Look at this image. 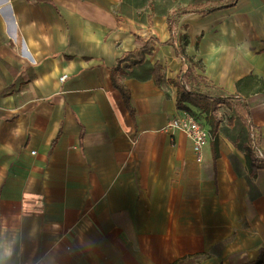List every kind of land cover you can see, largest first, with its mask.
Returning a JSON list of instances; mask_svg holds the SVG:
<instances>
[{
  "label": "crops",
  "instance_id": "0c3cea01",
  "mask_svg": "<svg viewBox=\"0 0 264 264\" xmlns=\"http://www.w3.org/2000/svg\"><path fill=\"white\" fill-rule=\"evenodd\" d=\"M151 2L129 3L141 21L118 16L121 0H0V264H236L264 247V168L250 174L230 117L219 108L212 134L189 104L211 134L202 161L185 132L163 130L185 110L173 80L187 57L212 93L256 94L238 81L264 80V0L185 13L173 33ZM181 33L186 55L176 42L148 56L164 87L122 73L115 85L135 34ZM250 131L264 154V97Z\"/></svg>",
  "mask_w": 264,
  "mask_h": 264
},
{
  "label": "trees",
  "instance_id": "16d2710c",
  "mask_svg": "<svg viewBox=\"0 0 264 264\" xmlns=\"http://www.w3.org/2000/svg\"><path fill=\"white\" fill-rule=\"evenodd\" d=\"M30 2H42L52 0H28ZM143 5H146L147 0H141ZM174 1V0H173ZM172 0H152L151 9L155 14H166L168 17L169 26L173 33L177 25L180 23V18L183 14L191 12L199 15H208L216 10H220L236 3L237 0H185L186 5L168 11V4L173 3ZM131 0H121L119 14L128 15L141 21H145V15L139 16L133 13L129 3ZM164 2V3H163ZM163 6H166L163 8ZM137 47L133 51L124 53L118 58L117 64L112 67V76L115 85L120 86L117 81L119 73L128 77L138 79L151 78L155 83L164 87L167 83L166 71L160 62L151 63L148 56L153 54L158 45L178 44V55H186V46L188 44V34L181 33L175 38L172 37L162 42L155 36H142L135 34ZM197 64L192 58L187 57V69L185 73L179 75L176 80H173L178 89L177 106L180 109H185L190 112L189 104H192L202 111L208 113L209 121L211 122V132L214 134L219 126L217 114L219 107L224 105L229 111V120L235 124V136L232 137L233 142L241 148L247 156L249 171L252 176H256L260 169L264 168V159L255 154V147L250 131L251 109L259 104L264 97V80L256 75H249L238 81V89L242 90L244 85L256 93L250 97H242L236 95H226L224 92L219 94L212 93L209 89L211 84L207 78L196 71ZM12 85L7 86L8 88ZM121 87V86H120ZM6 92V90L4 91ZM124 95L129 101V95L124 91ZM214 155H219L218 142H213ZM251 179V177L249 176ZM249 179L251 185L252 181ZM184 264H195L193 260L184 261ZM236 264H264V247L259 249L258 257L254 260H249L246 257L240 258Z\"/></svg>",
  "mask_w": 264,
  "mask_h": 264
},
{
  "label": "built area",
  "instance_id": "2783aa9c",
  "mask_svg": "<svg viewBox=\"0 0 264 264\" xmlns=\"http://www.w3.org/2000/svg\"><path fill=\"white\" fill-rule=\"evenodd\" d=\"M67 74L61 76V81H65ZM165 131L180 130L185 132L193 142V148L197 159L202 161L205 147L210 139V130L206 122L198 117L195 113L188 110H183L180 115L174 117L163 127ZM256 147L255 141H253ZM256 155L264 158V154L256 149Z\"/></svg>",
  "mask_w": 264,
  "mask_h": 264
},
{
  "label": "rangeland",
  "instance_id": "374dc122",
  "mask_svg": "<svg viewBox=\"0 0 264 264\" xmlns=\"http://www.w3.org/2000/svg\"><path fill=\"white\" fill-rule=\"evenodd\" d=\"M219 108H220V111H221V113H220L221 117H225V116L228 117L227 109L225 107H223V106H220ZM255 109H256V107H255Z\"/></svg>",
  "mask_w": 264,
  "mask_h": 264
},
{
  "label": "water",
  "instance_id": "95a60500",
  "mask_svg": "<svg viewBox=\"0 0 264 264\" xmlns=\"http://www.w3.org/2000/svg\"><path fill=\"white\" fill-rule=\"evenodd\" d=\"M185 72H183V74H184Z\"/></svg>",
  "mask_w": 264,
  "mask_h": 264
}]
</instances>
